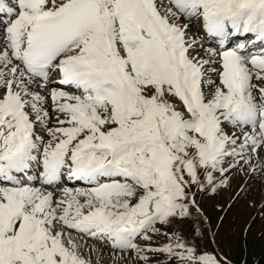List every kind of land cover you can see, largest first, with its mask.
Masks as SVG:
<instances>
[{
    "label": "snow or ice",
    "instance_id": "1",
    "mask_svg": "<svg viewBox=\"0 0 264 264\" xmlns=\"http://www.w3.org/2000/svg\"><path fill=\"white\" fill-rule=\"evenodd\" d=\"M254 159L264 0H0V264H91L88 239L231 264L134 241L202 225L197 195Z\"/></svg>",
    "mask_w": 264,
    "mask_h": 264
},
{
    "label": "rangeland",
    "instance_id": "2",
    "mask_svg": "<svg viewBox=\"0 0 264 264\" xmlns=\"http://www.w3.org/2000/svg\"><path fill=\"white\" fill-rule=\"evenodd\" d=\"M238 176L241 177L245 185L252 186V191L247 188L238 191L239 182L235 180L232 181L226 197L218 198L216 196L206 200L205 194L199 195L201 198L199 203L205 210L213 229L214 243L210 239L203 242V237L197 238L196 241L203 250L218 253L219 256L226 257L231 261V264H264V205L260 203V200L264 198V173L254 174L246 182L245 179L248 177L246 169L235 171L230 177ZM256 185L260 188H256ZM219 192L220 195H224L226 193L225 186ZM204 222L206 221L204 220ZM175 223L181 229V234L182 228L185 234H188L187 227L192 228L193 225L194 229L199 228V231L186 236L189 244L192 243L194 235L202 236L201 230L206 228L204 223L201 225L180 220ZM155 240H159V235L155 234ZM82 245L80 250L82 249L83 257H87L90 252L87 248H98L91 240H87ZM194 247L198 250L201 248H198L197 245ZM95 252L97 260H99L100 254V263L112 264L109 259L114 257L115 252L104 254L100 247ZM104 256L106 258H103Z\"/></svg>",
    "mask_w": 264,
    "mask_h": 264
}]
</instances>
